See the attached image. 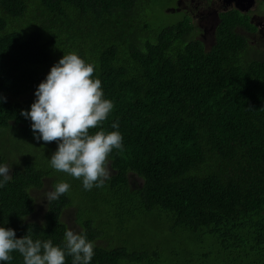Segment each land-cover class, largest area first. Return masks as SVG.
<instances>
[{"label":"trees","instance_id":"obj_1","mask_svg":"<svg viewBox=\"0 0 264 264\" xmlns=\"http://www.w3.org/2000/svg\"><path fill=\"white\" fill-rule=\"evenodd\" d=\"M156 1L0 0V165L11 166L0 187V226L63 248L61 215L72 207L80 232L94 242L90 264H150V252L109 247L110 237L80 223L70 191L48 201L45 228L26 221L36 211L31 190L46 177L55 184L45 159L57 144L35 140L21 110L30 109L50 67L75 53L94 66L114 105L100 127L123 137L108 158L110 178L94 187L106 223H121V233L134 210L157 212L195 247L213 240L214 248L190 252L201 262L264 264V53L246 55V39L234 29L249 24L238 10L218 14L212 45L195 37L186 13L152 30L146 10ZM130 173L141 178L139 187L130 185ZM10 255L0 264H24L18 252Z\"/></svg>","mask_w":264,"mask_h":264},{"label":"clouds","instance_id":"obj_2","mask_svg":"<svg viewBox=\"0 0 264 264\" xmlns=\"http://www.w3.org/2000/svg\"><path fill=\"white\" fill-rule=\"evenodd\" d=\"M94 66L75 53L63 54L50 67L46 78L35 89L34 102L21 115L31 120L33 137L45 143L56 142L57 148L49 164L59 172L81 180L84 189L100 187L110 178L109 155L123 147L119 131H105L100 126L108 119L113 103L104 97L101 81L94 77ZM112 129L118 128L113 122ZM100 130L91 132V129ZM11 166L0 165V187L11 179ZM67 182H56L43 195L50 202L69 191ZM25 218V217H24ZM23 219V218H22ZM46 222L41 221V228ZM18 252L24 264H90L94 242L83 232L68 228L64 232V247L48 240L35 241L31 235L16 237L12 228L0 226V261H11L10 253Z\"/></svg>","mask_w":264,"mask_h":264},{"label":"rangeland","instance_id":"obj_3","mask_svg":"<svg viewBox=\"0 0 264 264\" xmlns=\"http://www.w3.org/2000/svg\"><path fill=\"white\" fill-rule=\"evenodd\" d=\"M173 4V0H158L148 6L146 16L149 17L148 23L152 30L158 31L161 27L173 24L186 16L182 12L177 11L178 9L184 8L181 3L177 4L174 12H167L166 9L172 7ZM257 4V8L259 6L264 7V2H258ZM33 97L36 98L35 96ZM40 153L38 151L37 154ZM45 164L46 169L54 171L56 177L55 183L60 181L58 177L60 175L66 178L63 181L70 185L69 191L72 200H77L80 205L78 211L80 223L87 221L91 229H95L100 236L110 237L112 242L109 244V247L123 244L128 250L135 249L136 251H143L145 253L150 252V264H188L190 260L192 264H219L215 262L214 257L201 262L191 257L190 254L191 251L196 252L201 248H214V242L211 238L205 237L203 244L197 242L195 247L193 238L189 233L179 228H172L173 231H171L170 227L172 225L169 222L158 221L154 217L159 216L160 218L162 215L157 212L143 213L135 212L134 210V213H138L135 216L136 218L133 220L126 219L124 221L126 230L121 233L118 232V227L121 223L113 220L110 223H106V208L104 205H101L98 192L94 190L95 186L91 190L84 189L81 180L52 168L49 164L48 157L45 159ZM109 170L111 174V169L109 168ZM129 183L132 187H139L142 180L136 174L130 173ZM53 185V178L46 177L44 178L42 187L31 190L36 211L31 216L26 217V221L36 223L44 221L43 212L46 209L48 200L43 194L50 190ZM126 210L129 211L128 208ZM75 218L76 211L72 207L65 209L61 215V219L67 225V229L71 228L74 231L80 232V227L75 223ZM154 250H158L157 258H154L153 253L151 254ZM213 253L215 254V250Z\"/></svg>","mask_w":264,"mask_h":264},{"label":"flooded vegetation","instance_id":"obj_4","mask_svg":"<svg viewBox=\"0 0 264 264\" xmlns=\"http://www.w3.org/2000/svg\"><path fill=\"white\" fill-rule=\"evenodd\" d=\"M174 6L178 3L183 5L180 9L182 13L189 15L191 21L196 26L193 30L195 37H201V42L212 45L214 42L215 27L218 23V14L227 10H238L244 19H247L249 26H237L235 31L243 35L247 42L245 53L247 56H258L264 53V7L258 2L264 0H254V4L247 11H240L235 7V2L239 0H173ZM231 2V3H230ZM189 12V14H188Z\"/></svg>","mask_w":264,"mask_h":264},{"label":"water","instance_id":"obj_5","mask_svg":"<svg viewBox=\"0 0 264 264\" xmlns=\"http://www.w3.org/2000/svg\"><path fill=\"white\" fill-rule=\"evenodd\" d=\"M253 4H254V0H239V1H236L234 5L240 11H247L248 9L252 7Z\"/></svg>","mask_w":264,"mask_h":264}]
</instances>
